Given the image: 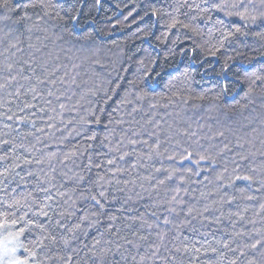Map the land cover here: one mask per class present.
<instances>
[{
	"label": "snow or ice",
	"instance_id": "1",
	"mask_svg": "<svg viewBox=\"0 0 264 264\" xmlns=\"http://www.w3.org/2000/svg\"><path fill=\"white\" fill-rule=\"evenodd\" d=\"M100 5L0 0V264H264V0H148L140 17L211 57L231 47L224 71L258 53L231 105L187 70L160 92L161 72L105 76L81 36Z\"/></svg>",
	"mask_w": 264,
	"mask_h": 264
},
{
	"label": "trees",
	"instance_id": "2",
	"mask_svg": "<svg viewBox=\"0 0 264 264\" xmlns=\"http://www.w3.org/2000/svg\"><path fill=\"white\" fill-rule=\"evenodd\" d=\"M160 2L166 3L168 0ZM147 3L148 0H101L98 10H93L87 16V22L82 19L81 36L87 32L93 33L91 43L100 49L98 56L105 65L103 74L107 76L110 73V78L114 80L118 76L123 77L119 82L128 88V81L145 72L151 71L153 76L155 72H161L162 75L156 78L159 81L156 91L160 92L169 79L187 70L191 77L189 83L196 92L212 96L227 84L229 94L223 96L220 103L231 105L240 100L243 92L233 82L237 75H244L245 68L251 70L259 67L256 60H252L251 64L248 62L258 53L241 48L244 55L231 61L227 71H224V57L234 54L231 47L222 50L216 57L208 56L198 48L193 51L195 44L185 38L182 29L172 30L165 40V29L161 24L150 28L156 18L140 20ZM177 38L183 42L173 43ZM148 83L153 81L149 79Z\"/></svg>",
	"mask_w": 264,
	"mask_h": 264
}]
</instances>
